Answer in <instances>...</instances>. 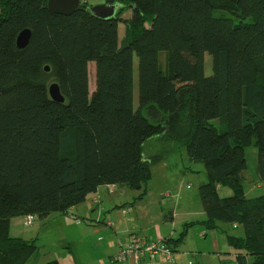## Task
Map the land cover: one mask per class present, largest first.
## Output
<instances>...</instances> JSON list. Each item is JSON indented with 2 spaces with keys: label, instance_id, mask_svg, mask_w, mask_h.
<instances>
[{
  "label": "trees",
  "instance_id": "1",
  "mask_svg": "<svg viewBox=\"0 0 264 264\" xmlns=\"http://www.w3.org/2000/svg\"><path fill=\"white\" fill-rule=\"evenodd\" d=\"M80 1L64 16L48 0H0V264H26L38 251L34 240L11 236L14 218L67 212L104 185L144 198L154 138L184 147L207 176L199 187L207 219L164 238L174 253L200 225L228 234L234 264H264V194L249 198L244 188L252 145L264 181V0H106L120 5L110 20ZM121 22L130 30L123 40ZM24 29L32 37L20 49ZM53 83L64 103L51 98Z\"/></svg>",
  "mask_w": 264,
  "mask_h": 264
},
{
  "label": "crops",
  "instance_id": "2",
  "mask_svg": "<svg viewBox=\"0 0 264 264\" xmlns=\"http://www.w3.org/2000/svg\"><path fill=\"white\" fill-rule=\"evenodd\" d=\"M168 153L163 151V160L160 158V153L148 154L151 158L156 156L157 162L152 166V179L147 183L144 198L137 199L139 192L126 187L119 188L121 193L118 195L110 194L104 185L99 187L96 193L89 195L85 202L70 208L67 212L54 213L44 220L38 219L37 222L43 223L45 231L54 230L55 224L61 226L59 230L62 250H57L59 252H48L44 254V257H40L42 248V245L38 246L40 229L35 227L30 231V234L34 231V235L29 238L26 234L27 225L24 217L14 218L11 221V236L26 241L34 240L38 247L37 254L26 264H45L55 260L60 264H126L115 262L113 257L121 245L124 246L130 242L133 235H141L152 240L176 239L186 224L206 220L207 215L199 201L200 198H189L184 202L185 205L181 203V198L179 203L177 200L169 203V199H173V194L167 191L164 185L168 183L167 178L161 182L162 185L156 183L159 180L155 178V168L160 174L167 176L170 156V154L167 155ZM188 161V165L192 163L189 158ZM197 167L189 166L187 169L193 171ZM256 183L257 188L262 187L261 183ZM226 189L228 188H221V192L225 194L223 190ZM96 197L99 198L98 202L95 201ZM173 203L176 205L173 206ZM183 208L187 210L182 212ZM124 209H127V212L124 213ZM180 216H188L187 222L178 220ZM220 224L218 223L219 227L223 228ZM197 227L202 229L200 234L204 236L203 233H206L204 227L193 226L194 229ZM218 231H211L215 239H218ZM175 258L177 255L174 253V262L171 264H175ZM144 264L168 263L147 261Z\"/></svg>",
  "mask_w": 264,
  "mask_h": 264
},
{
  "label": "rangeland",
  "instance_id": "3",
  "mask_svg": "<svg viewBox=\"0 0 264 264\" xmlns=\"http://www.w3.org/2000/svg\"><path fill=\"white\" fill-rule=\"evenodd\" d=\"M91 6H98L106 4V0H89ZM122 17L130 18L132 16V11L125 9L121 12ZM119 34L121 40L126 39L130 35L129 28L121 22L119 24ZM167 54V53H166ZM166 54H164L162 60L165 59ZM168 56V54H167ZM163 65L165 62L163 61ZM165 70V69H164ZM205 71L207 75L212 73V57L207 53L205 57ZM89 78H90V92L93 93L96 87V65L91 63L89 65ZM134 80H135V92H134V105L135 108L139 105V91H138V59L135 57V69H134ZM145 115L147 113L145 112ZM148 154L155 155L157 153L161 154V159L163 160V151H168L170 154L168 159L169 170L167 171V176L159 173L155 168V178L159 181V185H162L166 178L168 183H164L167 191L173 194L172 198L169 199V203L177 200L184 204L189 198L199 199V187L202 183L207 181L206 171L203 164L191 163L188 165V155L184 147H180L172 142H162L158 138L150 140L147 144ZM248 168L244 171V188L249 198H255L264 194V181L260 180L258 174V150L252 145L246 150ZM197 167L193 171L187 169V167ZM171 175V176H170ZM261 183L262 187L257 188V183ZM167 184V185H166ZM158 186V185H157ZM223 192L228 196L231 195V190L226 189ZM121 189H117L115 194H120ZM114 194V195H115ZM223 194V193H222ZM224 194V195H225ZM199 201H201L199 199ZM175 203V202H174ZM173 203V204H174ZM172 204V205H173ZM174 204L173 206H175ZM185 205V204H184ZM187 210L182 209V212ZM178 220H185L187 222L188 216H180ZM36 223V224H35ZM33 226H27L26 234L30 238L34 235V231L30 234L35 227L40 229V237H38V246L42 245L40 249V257H44V254L48 252H54L61 249V226L58 224L53 225L55 227L52 231H45L43 223L41 221L35 222ZM223 229L229 228L227 224L221 223ZM30 227V228H29ZM184 229V227H183ZM206 230L205 228H203ZM202 229L193 227L188 230V233L184 237L183 241L178 244L175 255V264H234L235 258L237 256V250L230 247L228 244V234L223 231H218V239H215L211 231H207V236H202L200 234ZM229 233L235 236L242 235L241 229H234L230 227L228 229ZM181 231H179L180 233ZM178 233V234H179ZM59 252V251H57ZM252 260L251 257H249ZM168 263V262H166ZM171 264V263H168Z\"/></svg>",
  "mask_w": 264,
  "mask_h": 264
},
{
  "label": "built area",
  "instance_id": "4",
  "mask_svg": "<svg viewBox=\"0 0 264 264\" xmlns=\"http://www.w3.org/2000/svg\"><path fill=\"white\" fill-rule=\"evenodd\" d=\"M107 189L110 194H113L117 186L108 185ZM98 199L96 197L95 201L98 202ZM125 212H127V209H124ZM37 220L38 217L36 215L24 217V222L27 226H32ZM234 227L237 228V225H234ZM113 260L126 264H144L147 261L173 263L174 251L164 238L152 240L141 235H133L128 244L121 245L118 248Z\"/></svg>",
  "mask_w": 264,
  "mask_h": 264
},
{
  "label": "water",
  "instance_id": "5",
  "mask_svg": "<svg viewBox=\"0 0 264 264\" xmlns=\"http://www.w3.org/2000/svg\"><path fill=\"white\" fill-rule=\"evenodd\" d=\"M82 3L80 0H48V9L54 13L64 16H70L74 14L80 7ZM120 5H98L90 6L89 10L93 16L101 20H110L115 18ZM32 31L30 29H24L17 37V47L20 49L26 48L31 40ZM50 69L46 67L48 72ZM49 94L51 98L58 103H64L65 98L61 93L60 87L57 83H53L49 88Z\"/></svg>",
  "mask_w": 264,
  "mask_h": 264
}]
</instances>
